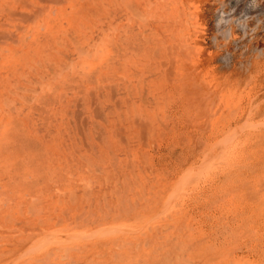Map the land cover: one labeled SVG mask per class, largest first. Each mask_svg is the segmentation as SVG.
<instances>
[{"label":"bare ground","instance_id":"1","mask_svg":"<svg viewBox=\"0 0 264 264\" xmlns=\"http://www.w3.org/2000/svg\"><path fill=\"white\" fill-rule=\"evenodd\" d=\"M226 1L0 0V264H264V33Z\"/></svg>","mask_w":264,"mask_h":264},{"label":"rangeland","instance_id":"2","mask_svg":"<svg viewBox=\"0 0 264 264\" xmlns=\"http://www.w3.org/2000/svg\"><path fill=\"white\" fill-rule=\"evenodd\" d=\"M228 1V2H227ZM226 2H227V5L225 6V12H226V14H224V15H226L227 16V18H229V19H232V16H230V15H233V17H235V18H237L239 15H241V16H243V15H245V14H248L246 17H247V19H249L250 18V16L251 15H254L255 13H256V18H259V19H257V21L254 19V20H252V19H250L249 21H248V23H249V25H250V27H254V26H258V27H260V29L258 30V32L260 31L262 34L264 33V23L263 22H259L260 21V19L261 20H264V8L262 7V3H264L263 1L264 0H227ZM261 1V2H260ZM230 4V5H229ZM229 5V6H228ZM261 5V6H260ZM228 6V9L230 10V8L233 10L234 9V11H232V10H230V12H229V10L226 8ZM258 8L261 10V8H263L261 11H258ZM235 9H236V11H235ZM228 10V11H227ZM256 10V11H255ZM237 11H239V13H237ZM243 13H242V12ZM236 14H234V13ZM230 14V15H229ZM251 14V15H250ZM258 14V15H257ZM258 16V17H257ZM262 16V17H261ZM214 18H216V16H213ZM243 17H245V16H243ZM242 17V18H243ZM212 19L211 18V20H215L214 22L213 21H211L210 20V27H212V29H211V32L213 33V32H215L216 31V28H217V26L218 25H216L217 24V20H218V18H217V20L216 19ZM234 19V18H233ZM235 20V19H234ZM234 20H232L233 22H235ZM224 21L225 20H223L222 22L224 23ZM213 22V23H212ZM216 22V23H215ZM236 23V22H235ZM259 24V25H258ZM263 24V25H262ZM263 30V31H262ZM240 30H238L237 31V33H236V35L238 36V37H242L243 36V34L241 33V32H239ZM240 35H242V36H240ZM248 37H246V39H247ZM262 38H263V42H264V34H263V36H262ZM243 45V44H242ZM237 50V51H236ZM234 49V52L235 53H237V54H240L241 53V51L240 50H238V49ZM240 53H239V52ZM5 76V74H4V72L2 73V77H4ZM4 79V78H3ZM14 82H16L15 80H12V83H14ZM23 82V85H21L20 87H17L16 89H17V92H18V94H15V97H27V95H28V89H27V87H24V81H22ZM26 86V85H25ZM25 88V89H24ZM7 90L8 91H10V92H13V91H15L13 88H11V89H9V88H7ZM71 90L73 91L74 90V88H70V89H68V93H69V91L71 92ZM74 91H77L76 89L74 90ZM78 92V91H77ZM71 94V93H70ZM2 95V94H1ZM6 96V95H5ZM5 96L4 95H2L1 96V98H0V104L1 105H3V106H0V108L1 109H6V107H4L5 106V104H3V101L5 100ZM16 100H18V99H15V102H16ZM6 101H8L9 102V100L8 99H6ZM25 112H27V110L26 109H24L23 110V113H25ZM73 132L74 131H72L71 133L73 134ZM53 134H54V132L53 133H51V135H50V137H52L53 136ZM107 138H109V137H107ZM86 142V141H85ZM108 142H109V144H110V146H113V139H109L108 140ZM84 145H87L86 143H84ZM84 148H83V150L86 148V146H83ZM93 149H94V152H95V155H98V150H97V148L95 147V146H93L92 147ZM112 149L111 150H109L110 152H113V147H111ZM82 150V151H83ZM84 152V151H83ZM77 159V158H76ZM78 161H83V159H80V160H78ZM77 161V162H78Z\"/></svg>","mask_w":264,"mask_h":264}]
</instances>
